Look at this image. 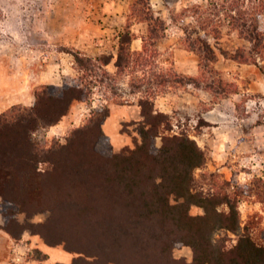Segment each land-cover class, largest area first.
Here are the masks:
<instances>
[{"label":"rangeland","instance_id":"obj_1","mask_svg":"<svg viewBox=\"0 0 264 264\" xmlns=\"http://www.w3.org/2000/svg\"><path fill=\"white\" fill-rule=\"evenodd\" d=\"M120 1L0 0V100L6 97L3 96L6 91L19 90L17 87L31 82V78L42 79L43 71L51 60L69 67L73 62L74 70L70 75L62 76V80H79L82 88H87V84L90 88L87 99L72 105L67 117L59 122L61 126L56 128L54 125L55 128L52 126L44 133H37L46 148L66 144L76 129L88 124L97 109L106 106L110 113L116 110L122 114L126 111L122 105L136 97L139 91L143 97H151L156 92L170 90V86L177 85L176 80L186 85L187 78L174 70V55L159 50L161 46L170 50L171 39H159L153 43L154 40L148 37L144 54L146 64H141V69L136 72L124 67L110 71L102 65L105 58L102 56L90 65V71L79 68L72 52L80 38H83L81 44L90 41L91 45H97L98 39L104 35L116 40L135 22L130 13L131 5L128 8V1L135 0H123L127 1V7L123 8ZM160 1L157 7L162 6L160 11L163 10L167 18L172 19L170 25L163 19L166 28H169V32L165 29L163 38L172 33L173 43L186 50H190V42L197 43V48H200L197 56L202 69L200 78L194 82L195 85L207 86L212 95L211 101L202 103L199 111H194L192 115L178 112L166 114L162 127L169 128L168 133L172 135L186 134L197 142L206 155L204 164L194 171L197 190L203 194H234L238 199L242 228L257 242L264 243V49L261 55L253 53L252 57L258 60V64L235 60L249 66L244 69L236 66L230 74L222 75L206 59L198 41L201 35L211 43H221V46L216 45V51L221 56L224 55L219 48L228 51L225 58L235 54L238 48H241L240 53L245 52L248 56L253 43L244 37L246 34L240 33L231 17H238L241 11H250L249 6L260 1L241 0L240 10L235 11L229 7L234 0H206L203 5L207 12L205 15L217 19L220 14L222 20L213 24L199 22L198 17L192 19L195 8L189 0ZM221 4H226L225 8ZM260 11L259 25L264 31V8ZM110 45L115 46L112 42ZM159 53L158 63L161 65L150 63ZM166 58L171 63L166 65ZM161 79L163 82L160 83ZM32 80L34 89L42 91L45 86L36 87L37 79ZM226 97L232 99L223 102ZM217 101L221 111L215 113L218 122L213 124L201 113ZM78 105H83L86 110ZM139 126L138 121L126 119L116 127L105 119L100 125V133L103 137L101 144L108 155L123 152L124 148H134L140 143ZM161 143L158 137L157 146ZM76 167L51 171V165L40 163V172H35L31 166L32 170L22 166L18 170L19 183L11 181L0 185V227L11 229L17 239L20 264H97V260L70 251L65 242H61L64 239L72 246L85 247L89 251L93 249L94 236L81 231L76 214V200L80 199L76 193L78 189L67 183L69 175L84 177L88 172L84 170L82 174ZM6 201L7 208L4 207ZM191 213H202V209L192 207ZM94 221L95 216L92 215L91 223ZM228 236L232 237L230 242H236L235 234L229 232ZM173 254L186 263L193 260L192 248L186 244H178Z\"/></svg>","mask_w":264,"mask_h":264},{"label":"trees","instance_id":"obj_2","mask_svg":"<svg viewBox=\"0 0 264 264\" xmlns=\"http://www.w3.org/2000/svg\"><path fill=\"white\" fill-rule=\"evenodd\" d=\"M259 1L256 5L250 4V11H241L238 17H231L253 47L248 56L238 48L229 58L258 64L252 56L253 53L261 55L264 49V31L258 19L264 0ZM241 6V0L229 4L235 11ZM193 8L199 22L222 21L220 14L217 19L206 16L202 5L193 4ZM130 13L133 21L148 22L144 51L131 50L133 33L126 29L120 36L115 66L136 72L141 64H146L147 38L156 42L166 28L165 21L155 15L150 0H135ZM198 41L206 59L215 62L218 54L211 42L201 35ZM188 47L196 54L200 51L196 42H190ZM219 50L227 57L228 51ZM72 53L82 70L90 71V65L98 61L76 49ZM102 57H105L102 65L106 66L111 57ZM182 77L187 78L186 84H196V78ZM176 83L184 85L181 80ZM44 86L42 91L35 90L34 105L16 104L0 114V185L11 181L19 183L18 170L22 166L33 168L35 172L40 163L51 165V171L69 170L73 165L82 174L87 170L84 177L69 175L67 183L78 189L76 193L80 199L76 200V214L81 231L94 236L93 249L72 246L63 239L61 242H65L68 250L91 257L97 264H264V243L257 242L242 228L237 197L228 193L203 194L197 190L194 171L204 164L205 152L188 135H172L168 133L169 128L162 127L167 115L155 109L151 97L139 99L140 143L108 155L101 144L100 133V125L110 113L106 106L95 110L88 124L76 129L66 144L46 148L40 142L38 132L44 133L58 124L74 103L85 101L90 93L88 84L87 88H82L79 80ZM158 137L162 141L160 146L156 144ZM192 207L201 208L202 213L192 214ZM92 215L95 216L93 223ZM75 227L78 231L77 225ZM4 229L14 236L11 229ZM229 232L235 234V243L230 242ZM178 244L192 248L191 263L174 257L173 249Z\"/></svg>","mask_w":264,"mask_h":264},{"label":"crops","instance_id":"obj_3","mask_svg":"<svg viewBox=\"0 0 264 264\" xmlns=\"http://www.w3.org/2000/svg\"><path fill=\"white\" fill-rule=\"evenodd\" d=\"M193 4L196 5H204L206 0H189ZM122 2L121 7H127L125 4L126 2L121 0ZM131 2V1H130ZM128 5V8H130L131 2ZM152 9L155 12L156 16H160L162 19H164L167 22V25H170L172 22V19H168L167 15L164 14V11H160L161 7H157V3H160V0H150ZM123 3L125 5H123ZM127 3V4H128ZM161 4V3H160ZM192 19H195V16H192ZM165 22V23H166ZM166 28V26H165ZM128 29L131 30L133 33V38L130 42V48L134 52L144 51V37L148 35V22L146 21H137L133 22L129 25ZM167 29V28H166ZM167 32H169V28L167 29ZM84 35V34H82ZM85 36V35H84ZM120 36H117L116 40H113L110 35H104V37L99 38L97 41V45H91L90 41L86 44V42L82 43V39L78 41V43L75 44L76 49L81 51L86 56L92 57L96 59L99 56L103 55H110V61L106 65L110 71H113L112 69L117 68L115 66V59L119 53L120 48ZM168 36V37H167ZM174 36L172 33H168L164 38L163 36L160 39H163L164 41H169L170 39V50H165L166 47L162 46L159 50H162V52L172 53L174 55V70L177 74L190 76L192 78H200L201 75V69L200 68V61L197 56V54L192 50H186L177 44L173 43ZM115 39V38H114ZM87 41V39H85ZM159 40V39H158ZM159 41L157 45H160V43L163 41ZM215 40V38H214ZM110 42L114 43L115 46L109 47ZM211 42V41H210ZM212 46L216 49V45L221 46V43H211ZM146 53V52H145ZM163 55V54H162ZM160 53L157 58H154V61L150 62L153 65L160 62ZM165 64L171 63V60H168L167 58L164 60ZM49 65L46 66V69L43 71L42 79L38 80V78L33 77L34 79H37L36 81V87H39L40 85H61L64 83L62 80V76H66L67 74L70 75L72 71L74 70L73 62L70 67L68 65H63L62 63L56 64L52 60L49 61ZM71 64V63H70ZM160 64V63H158ZM214 67L220 71V74L225 75L230 74L232 69H234L236 66L244 69L249 66L248 64H241L236 62L235 60L231 58H225L224 56H221L218 54V57L215 62H213ZM151 65V64H149ZM161 65V64H160ZM70 68V69H69ZM31 82H27L22 84V86H18L17 88H20L19 90H10L6 91V96L3 98V100H0V114L4 112L6 109L12 107L16 104L26 105V106H32L35 104V85ZM128 84V83H127ZM138 95L134 97L131 101L126 102V104H123L122 106L125 107L126 111H123L122 114H118L116 110H112L110 115L107 116L106 122L114 124L116 127L124 120L126 119H132L135 121L141 120V110L140 106L138 104L139 99L143 97L141 95V91L137 92ZM151 98L154 101V106L157 111L171 114L178 112L179 114H188L192 115L194 111L198 112L199 107L202 103L211 101L212 95L210 91L208 90L207 86H199L195 85L194 83H189L186 85L177 84L175 86H170V90H165V92H156L155 96H151ZM232 98L226 97V99L223 100H231ZM211 103V102H210ZM220 103L219 101L213 103V106L210 107V109L202 112L201 114L204 116L206 120L209 122H212L213 124H217L218 121H216V114L220 112ZM82 110H86V108L83 105H78ZM83 107V108H82ZM216 113V114H215ZM67 116H65L66 118ZM64 118V119H65ZM64 121V120H63ZM62 121V122H63ZM61 126V123L55 125ZM53 126L52 128H55ZM21 258V255L19 253V243L17 242V239L14 238L9 232H7L4 228L0 227V264H20L19 259ZM64 261H66L64 259Z\"/></svg>","mask_w":264,"mask_h":264}]
</instances>
